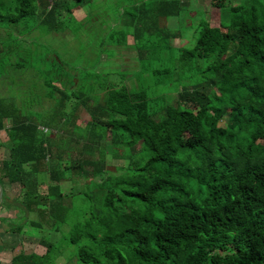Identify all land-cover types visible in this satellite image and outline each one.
Masks as SVG:
<instances>
[{
  "label": "trees",
  "instance_id": "trees-1",
  "mask_svg": "<svg viewBox=\"0 0 264 264\" xmlns=\"http://www.w3.org/2000/svg\"><path fill=\"white\" fill-rule=\"evenodd\" d=\"M83 1L0 0V25L21 32V22L33 21L31 30L64 32ZM124 1L139 73L162 92H151L135 76L136 87L107 83L92 92L75 75H56L48 82L54 108L45 119L55 137L19 105L0 101V132L11 135L9 159L0 167V211L9 207L5 183L19 186V203L28 211L45 186L41 201L31 205L43 203L51 230L61 234L55 244L39 240L43 254L21 251L10 264H58L65 243L75 248L79 264H264V0H211L219 26L200 21L194 45L177 58L169 53L179 35L160 21L178 18L184 3ZM114 46L126 47L127 40L117 38ZM80 108L89 116L83 129L74 122ZM72 129L85 132V143L71 136ZM106 141L122 151L120 172L91 157ZM73 176L76 189L83 186L75 195ZM62 180L71 193L62 191ZM70 195L83 210L64 233ZM16 228L7 231L23 230Z\"/></svg>",
  "mask_w": 264,
  "mask_h": 264
},
{
  "label": "rangeland",
  "instance_id": "rangeland-1",
  "mask_svg": "<svg viewBox=\"0 0 264 264\" xmlns=\"http://www.w3.org/2000/svg\"><path fill=\"white\" fill-rule=\"evenodd\" d=\"M180 1L184 3L181 15L178 18L160 21L161 26L179 35V38L173 40V48L169 53L175 58L180 55L182 49L194 45L197 37L196 28L200 21L208 20L212 27L219 26V10L211 4V0ZM122 3L123 0H84L81 7L73 9L70 18L67 19L70 28L60 33H51L46 29L31 30L33 21L21 22L17 28H20L21 32L18 30L12 32L11 26L0 25V101L19 105L16 106L20 108L25 117L37 120L41 124L42 132H46L48 137H55L56 134L51 131V126L47 125L45 119L54 108V102L48 100L47 96L54 91L48 82L53 81V77L56 75L63 77L75 75L79 80V85L88 84L93 89L92 92H95L98 85H107V83L116 86L126 85L129 89L136 87V81L133 78L135 76L140 82H144L151 92L156 93L158 88L152 85V79L147 75L143 77L139 73L142 67L136 59L138 49L136 45L133 46L135 43L133 27L125 28V21L130 17L123 14L129 2ZM65 14L64 10L61 11L58 19L63 18ZM220 30L221 39L225 41L226 31ZM117 38L123 41L127 40V46L115 47ZM153 41L155 42V40ZM141 42H144V38ZM136 44L140 43L136 42ZM53 60L58 64L51 63ZM152 67L161 69V62L153 61ZM55 86L60 87L58 84ZM84 88L88 89L87 86ZM160 92L162 91H157L156 94ZM171 97L174 98L175 94H172ZM67 109L69 111L70 106ZM88 118L85 110L80 108L74 117L75 125L83 129ZM220 124L223 125L222 122ZM60 127L62 131L69 133L66 126ZM72 132L71 136H75L76 140L85 143L83 138L85 132H79L77 129H72ZM7 134L10 136L9 140L8 137L6 138ZM7 134L2 133L0 139V141H5L4 144H10L11 135ZM69 146L71 149L70 158L75 159L77 153L74 149L76 146L74 140L70 141ZM1 153L0 157L3 156V149ZM91 157L94 160L106 159V168L110 171L120 172L124 166L122 151L112 148L108 141L102 144L100 150H94ZM39 169L44 170L45 167L39 166ZM46 179L49 180L48 177ZM77 181L76 176H73V181H71L73 195L83 190L82 185L76 189ZM48 182L50 183V181ZM71 184L62 180L60 184L62 191L67 194L71 193ZM6 191V195L11 200L18 193L15 188L11 192ZM46 192L45 186L38 188V196L28 204L32 208L31 211L25 208H23V212L18 211L16 203L18 204L20 200L8 202V209L2 210L5 211V213H1L3 219L10 220L8 223L0 220L2 230L8 226L23 227L20 233L12 231L8 234L9 238H6L8 242L19 248L17 252L12 253L13 255L20 251L42 254L45 249L39 243L41 238L53 244L59 241L61 234L51 230V221L44 209L46 208L44 204L40 203L42 206L39 208L31 205L33 202L41 201L39 198ZM70 196L74 204L69 211L67 223L62 226L64 233H68L72 228V224L77 218L75 213L83 210L81 202L77 200V195ZM65 202L68 204V201ZM29 222L39 223L40 228L31 227ZM2 234L0 233V241L1 238L3 239ZM60 250L63 254L57 257L58 264H79L75 257L74 247L65 243L60 246ZM6 256L9 257L8 251Z\"/></svg>",
  "mask_w": 264,
  "mask_h": 264
},
{
  "label": "crops",
  "instance_id": "crops-1",
  "mask_svg": "<svg viewBox=\"0 0 264 264\" xmlns=\"http://www.w3.org/2000/svg\"><path fill=\"white\" fill-rule=\"evenodd\" d=\"M2 133H4L5 135H6V132L5 131H2V132H0V139H1V137H2ZM6 138H7V135H6ZM4 142L5 141H0V143H1V145H0V153L2 152V149H3V156L2 157H0V167H1V161H3V160H8L9 159V148H8V144H4ZM7 143V142H6ZM1 155H2V153H1ZM0 175H1V173H0ZM13 188H15L16 190H17V195L11 200L10 198H9V196L8 195H6V193H7V191L6 190H8V192H11L12 191V189ZM4 192H5V195L7 196V198H8V202H10V201H16V202H18L19 200L21 201V196L19 197V195H20V188H19V186H16V187H11L9 184H7V183H5L4 184ZM19 201V202H20ZM18 202V204L16 203V209L19 211H21V212H23V208H22V205L20 204ZM10 211V210H9ZM1 213H5V211H0V220H4L6 223H8V221L7 220H5L6 218H4L3 219V217L1 216ZM10 222V221H9ZM5 223V224H6ZM8 228H9V226H8ZM7 227H6V229H3L2 230V224L0 223V233L3 235V239L1 238V241H0V264H10V257L11 256H13V252H17V250L19 249L18 247H16L13 243H11V242H8V240L6 239V238H9V236H8V234H10L11 232L10 231H7V229H8ZM11 249V251H9ZM7 251L9 252V257H7L6 255H7ZM21 252V251H20ZM24 253H26L25 251H23ZM29 253H34V252H31V251H29V252H27L26 254H29ZM44 253V252H43ZM42 253V254H43ZM37 254V253H36ZM15 255V254H14ZM39 255H41V254H39ZM9 258V259H8ZM58 263V262H57Z\"/></svg>",
  "mask_w": 264,
  "mask_h": 264
},
{
  "label": "water",
  "instance_id": "water-1",
  "mask_svg": "<svg viewBox=\"0 0 264 264\" xmlns=\"http://www.w3.org/2000/svg\"><path fill=\"white\" fill-rule=\"evenodd\" d=\"M2 196H3V188H2V186L0 185V201H1V199H2Z\"/></svg>",
  "mask_w": 264,
  "mask_h": 264
}]
</instances>
